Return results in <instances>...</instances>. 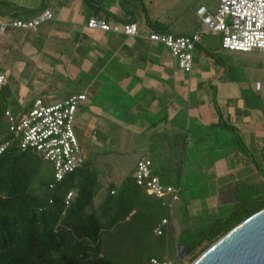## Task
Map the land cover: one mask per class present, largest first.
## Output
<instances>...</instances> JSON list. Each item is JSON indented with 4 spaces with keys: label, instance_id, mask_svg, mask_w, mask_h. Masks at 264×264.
Segmentation results:
<instances>
[{
    "label": "crops",
    "instance_id": "crops-1",
    "mask_svg": "<svg viewBox=\"0 0 264 264\" xmlns=\"http://www.w3.org/2000/svg\"><path fill=\"white\" fill-rule=\"evenodd\" d=\"M121 2L0 0V19L3 21H27L45 9H50L53 14L50 20L40 23L35 29H6L0 37L1 43H4L0 45V64L4 66L0 71L14 73L16 69L10 66L13 61L14 64L31 63L36 70L49 74L51 78L57 75L56 92L38 84L37 87H40L28 95V100L39 97L45 101H63L72 94H86V100L77 107L74 128L88 162L95 160L102 146L97 136L105 138L106 133H112L115 126L126 129L124 138L127 137L126 143L130 149L134 145L131 133L136 130L146 137L151 136L153 130V133L157 131L153 135L161 134L170 142L180 137L182 152L189 144L188 134L198 133L203 139L202 132L208 136L215 133L214 129H222L224 133L233 131L236 137L232 143L234 148L225 149V140L220 144L217 140L219 151L216 157L208 154L206 172L217 193L222 184L226 185L227 178L232 176L238 179V187H235L232 195L226 191L222 197L208 195L196 206L204 213L200 216L202 219H210L208 214L218 211L220 201L228 205L235 203L234 209L244 207L249 203L246 194L257 196L251 183L257 175L255 165L264 164V110L259 107V103L264 105V89L258 91L255 85L263 80H257L253 69H244L246 77L239 72V68L234 66L237 61L231 60L232 55H235L233 53L227 59L223 56L214 57L216 54L211 55L210 51L206 53L200 49L193 53L190 72L175 73L177 69L171 65L173 58L161 44L143 37L87 27L90 18H103L106 14L115 25L134 19L138 29L148 32L143 22L144 14L140 16L136 11L137 15L135 8L129 12V4ZM125 4L128 8L124 7ZM200 54H203L202 57ZM32 70L30 72L33 74ZM237 72L240 74L237 75ZM61 82L68 83L67 87L62 86ZM115 86L121 90L123 98L117 103L113 93L107 92L109 87ZM24 89L21 87L16 92L18 98L26 93ZM97 97L112 106H119L128 124L114 118L106 108L98 107ZM129 99L136 100L132 106H127ZM135 115H139L137 121H133ZM155 116L158 117L157 123L152 119ZM160 129L166 133H158ZM158 146L157 140L141 141L137 148L143 150L137 160L149 158L154 171L156 167L167 171L168 167L159 160L154 149ZM134 167L135 164L128 174L132 173ZM107 179L114 181L111 177ZM185 209L189 210L190 205L186 204Z\"/></svg>",
    "mask_w": 264,
    "mask_h": 264
},
{
    "label": "trees",
    "instance_id": "trees-1",
    "mask_svg": "<svg viewBox=\"0 0 264 264\" xmlns=\"http://www.w3.org/2000/svg\"><path fill=\"white\" fill-rule=\"evenodd\" d=\"M120 1L129 4L131 12L139 0ZM106 16L102 19L114 25ZM143 22L148 32L172 33L145 14ZM15 95L7 82L0 85V145L10 137L5 111L18 115L26 109ZM93 162L85 160L54 182L51 164L36 152L12 142L0 153V264H182L180 257L192 262L264 207V199H259L233 209L222 220L201 219L176 228L166 199L146 194L132 173L119 183L103 182ZM68 191L72 196L65 204ZM162 219L167 224L156 234Z\"/></svg>",
    "mask_w": 264,
    "mask_h": 264
},
{
    "label": "rangeland",
    "instance_id": "rangeland-1",
    "mask_svg": "<svg viewBox=\"0 0 264 264\" xmlns=\"http://www.w3.org/2000/svg\"><path fill=\"white\" fill-rule=\"evenodd\" d=\"M218 4V0H139L136 2L135 5V13L136 11L139 13L140 16L145 14L147 17L157 20L159 23L162 24L164 29L170 31L172 33L177 34H192L195 32H200L202 30L203 24L200 20L199 16L196 14V10L200 5H203L207 10H214ZM124 7H127L125 4ZM128 8V7H127ZM137 14V13H136ZM138 15V14H137ZM158 17V18H156ZM199 41L195 46V50H201L203 52H211L216 54V56H223L227 57L232 55V61H237L234 66L239 68V72L244 74L245 68L253 69L256 72L257 80L261 81V83L255 84L258 88V91L264 89V56L258 53L257 51H252L249 53H237L233 51H227L226 49H222L220 46V36L217 33H214L209 30H204L200 32ZM7 44V42H5ZM1 43L0 45H3ZM162 46V45H161ZM163 48H165L163 46ZM6 50V49H5ZM193 51V53H194ZM6 52V51H5ZM7 54V52H6ZM203 54H200L202 57ZM24 59V58H23ZM22 59V60H23ZM14 60V59H13ZM172 60V59H171ZM1 62V61H0ZM10 63V60H9ZM172 67L177 69L176 62L172 60ZM12 69H16L14 73L6 72L4 73L5 76V83L7 82L10 86L13 94L16 93L19 88L24 87L25 94L20 98H18L17 93L15 97H17L18 102L21 106H25L26 108L30 107L32 101L28 100V95L35 91V89L39 88L40 86L48 87L53 92H56L58 87L55 86V81L57 79V75H53L52 78L49 74L45 72H41L40 70H36L33 64L25 65L17 62L14 64L12 61V65H10ZM1 69H3V65L0 64ZM33 69V70H32ZM32 70L34 73L30 72ZM10 71V70H8ZM237 72L236 74L239 75L240 73ZM245 76V74H244ZM246 77V76H245ZM86 78V77H85ZM84 78V79H85ZM62 83V82H61ZM108 83V82H107ZM38 84H40L39 87ZM68 84V83H67ZM67 84L62 83V86ZM110 85V84H109ZM113 85V84H112ZM69 86V85H68ZM108 86V84H106ZM114 86V85H113ZM104 90V91H103ZM103 92H106L103 89ZM44 92H50L45 90ZM107 92H112L114 96V100L117 103L121 101L122 94H120L121 90L118 89L117 86L115 88L107 89ZM14 96V95H13ZM104 96V95H103ZM30 97V96H29ZM39 98V97H38ZM35 99V98H34ZM45 103H50L52 101L42 99ZM98 107L101 109H105L106 111L110 112L111 115L128 124L126 120L125 113L118 107L112 106L108 101L107 103L101 97L96 98ZM136 101V100H135ZM134 99H129L127 106H132L134 104ZM262 98L260 97V102ZM92 104V103H91ZM259 107L264 110V105L259 103ZM91 108V105L89 106ZM79 116V115H78ZM139 115H135L133 121L138 120ZM158 117H153V121L157 123ZM162 124V122H161ZM156 130V129H154ZM161 131L158 133H164L165 131L160 129ZM208 130L212 131V129ZM153 131V130H152ZM151 131V136H146L143 134H139L134 131L131 133V139L134 141V145L132 149L129 148L127 145V137L126 136V129H122L120 127L115 126L113 132H107L106 137L102 138L97 136V139L102 142L101 148L97 152L95 160L96 167L100 169V179L105 182L106 179L111 177L115 182L119 183L128 174L135 164V160L140 156L143 149L137 148L141 141H155L157 140L159 146L158 148H154L158 153L159 160L168 167V170L165 171L164 169H158L156 167L157 175L159 176L162 183L170 184L176 188L179 187V195L178 200L174 203L171 213L174 218V227L177 225H184L190 226L194 223L199 224L202 216L204 213L198 209L196 206L198 203H202L206 196L215 194L217 196L222 197L224 192H230L228 195L233 194V190L235 187H238V182H236V176H232L227 178L226 185H221L220 192L217 193V188L213 187L211 183V179L207 177V165H209V155L217 156L218 149H217V140L222 142L225 140V144H223L225 149H233V142L236 138L234 132H223L222 129H214V134L210 133V135L205 136L206 132H202L204 138L198 133L188 134L190 139L188 146L186 147L185 151L182 152L180 143L181 138L174 139V142H170V140H165L161 134H155ZM166 133V132H165ZM208 134V133H207ZM201 137V138H200ZM200 138V139H199ZM159 139V140H158ZM203 140L202 144L201 141ZM168 141V142H166ZM138 143V144H137ZM222 145V143H221ZM211 146L213 149H211ZM82 147V146H81ZM202 148V149H201ZM221 149V148H220ZM109 150H112L109 152ZM216 153V155H215ZM152 156L151 154L149 155ZM169 156L171 158L169 159ZM184 156V158H183ZM183 158V159H182ZM149 159V158H148ZM169 159V160H167ZM157 160V159H156ZM93 162V164H94ZM155 162V161H154ZM153 162V163H154ZM92 163V161H91ZM154 165H156L154 163ZM47 166V164H46ZM48 167V166H47ZM153 167V166H152ZM257 175L255 180H251L253 182L252 189L255 190L257 193L256 197H252L253 193L246 194L247 201L257 203L259 199H264V164L258 163V167L255 165ZM155 169V168H154ZM206 172V173H205ZM110 180V179H109ZM238 180V179H237ZM248 191V190H246ZM225 192V193H226ZM236 196V193L234 194ZM225 196V195H224ZM228 197V196H227ZM98 199L95 200L94 204H97ZM186 204L190 205V209L186 210ZM228 205L225 201H220L219 209L215 214H208L210 219L220 218L221 220L230 212L232 211L233 205ZM193 208H192V207ZM217 216V217H216ZM203 221H207L206 219ZM182 264H190L191 262L187 261V257H180Z\"/></svg>",
    "mask_w": 264,
    "mask_h": 264
},
{
    "label": "built area",
    "instance_id": "built-area-1",
    "mask_svg": "<svg viewBox=\"0 0 264 264\" xmlns=\"http://www.w3.org/2000/svg\"><path fill=\"white\" fill-rule=\"evenodd\" d=\"M196 14L202 21V31L209 30L220 36L222 49L233 52L249 53L257 51L264 56V0H218L214 10L200 6ZM53 14L45 9L27 21L0 19V37L8 27L30 30L40 23L50 20ZM87 27L104 32L120 33L126 36L147 38L151 42L164 46L173 60L177 70L190 72L193 62V51L199 41L200 32L192 34H172L169 32H145L138 29L135 23L110 25L102 18H90ZM5 83V76L0 72V85ZM86 100V94H72L63 101L45 103L35 98L30 107L18 115L5 111L9 139L0 145V153L12 142L21 150H32L51 164L54 182L81 167L85 157L79 139L75 133V116L79 104ZM132 177L137 186L146 194L168 201L169 209L178 200L179 187L176 188L160 181L152 167V161L146 157L136 160ZM52 186V185H51ZM72 193L68 191L64 203L68 204ZM167 219H162L154 232L161 234ZM154 264H170L156 262Z\"/></svg>",
    "mask_w": 264,
    "mask_h": 264
},
{
    "label": "water",
    "instance_id": "water-1",
    "mask_svg": "<svg viewBox=\"0 0 264 264\" xmlns=\"http://www.w3.org/2000/svg\"><path fill=\"white\" fill-rule=\"evenodd\" d=\"M190 264H264V207L228 230Z\"/></svg>",
    "mask_w": 264,
    "mask_h": 264
},
{
    "label": "clouds",
    "instance_id": "clouds-1",
    "mask_svg": "<svg viewBox=\"0 0 264 264\" xmlns=\"http://www.w3.org/2000/svg\"><path fill=\"white\" fill-rule=\"evenodd\" d=\"M0 72H3V71H0ZM4 73V72H3Z\"/></svg>",
    "mask_w": 264,
    "mask_h": 264
}]
</instances>
